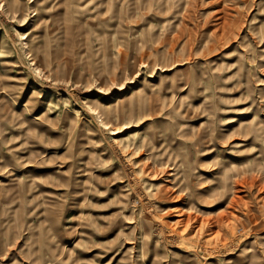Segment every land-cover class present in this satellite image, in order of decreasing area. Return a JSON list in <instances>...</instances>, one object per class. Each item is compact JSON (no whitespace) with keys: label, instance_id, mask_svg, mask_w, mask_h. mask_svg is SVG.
Returning <instances> with one entry per match:
<instances>
[{"label":"rangeland","instance_id":"rangeland-1","mask_svg":"<svg viewBox=\"0 0 264 264\" xmlns=\"http://www.w3.org/2000/svg\"><path fill=\"white\" fill-rule=\"evenodd\" d=\"M0 264H264V0H0Z\"/></svg>","mask_w":264,"mask_h":264},{"label":"crops","instance_id":"crops-1","mask_svg":"<svg viewBox=\"0 0 264 264\" xmlns=\"http://www.w3.org/2000/svg\"><path fill=\"white\" fill-rule=\"evenodd\" d=\"M173 18H175V17H173Z\"/></svg>","mask_w":264,"mask_h":264}]
</instances>
